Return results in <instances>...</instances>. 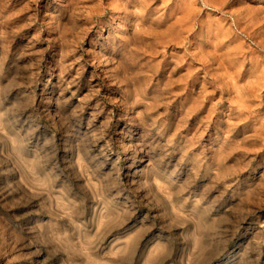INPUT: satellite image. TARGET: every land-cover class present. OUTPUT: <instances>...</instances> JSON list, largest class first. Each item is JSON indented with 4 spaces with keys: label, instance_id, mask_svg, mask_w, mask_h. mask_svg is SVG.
<instances>
[{
    "label": "rangeland",
    "instance_id": "374dc122",
    "mask_svg": "<svg viewBox=\"0 0 264 264\" xmlns=\"http://www.w3.org/2000/svg\"><path fill=\"white\" fill-rule=\"evenodd\" d=\"M0 256L264 264V0H0Z\"/></svg>",
    "mask_w": 264,
    "mask_h": 264
},
{
    "label": "snow or ice",
    "instance_id": "6c2138e0",
    "mask_svg": "<svg viewBox=\"0 0 264 264\" xmlns=\"http://www.w3.org/2000/svg\"><path fill=\"white\" fill-rule=\"evenodd\" d=\"M182 3H183V0H177V5H180ZM61 179L63 181V177ZM82 183H83L82 181L73 182L72 192L70 193V195H72L73 197H78L79 193L77 191V187H78L79 184H82ZM56 187L59 188L60 187V183H57ZM0 264H3V262L0 261Z\"/></svg>",
    "mask_w": 264,
    "mask_h": 264
},
{
    "label": "bare ground",
    "instance_id": "6f19581e",
    "mask_svg": "<svg viewBox=\"0 0 264 264\" xmlns=\"http://www.w3.org/2000/svg\"><path fill=\"white\" fill-rule=\"evenodd\" d=\"M32 198V197H31ZM19 242H20V240H19ZM14 246V245H13ZM13 248V247H12ZM8 252V251H7ZM5 253V252H4ZM8 253H10V252H8ZM10 255V254H9ZM1 257V256H0ZM8 257V256H7ZM4 259V258H3ZM1 260H2V258H1Z\"/></svg>",
    "mask_w": 264,
    "mask_h": 264
}]
</instances>
